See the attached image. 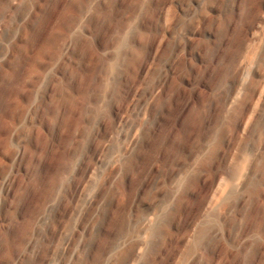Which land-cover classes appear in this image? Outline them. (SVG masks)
Returning a JSON list of instances; mask_svg holds the SVG:
<instances>
[{"label":"rangeland","instance_id":"obj_1","mask_svg":"<svg viewBox=\"0 0 264 264\" xmlns=\"http://www.w3.org/2000/svg\"><path fill=\"white\" fill-rule=\"evenodd\" d=\"M0 264H264V0H0Z\"/></svg>","mask_w":264,"mask_h":264},{"label":"bare ground","instance_id":"obj_2","mask_svg":"<svg viewBox=\"0 0 264 264\" xmlns=\"http://www.w3.org/2000/svg\"><path fill=\"white\" fill-rule=\"evenodd\" d=\"M146 221V220H145ZM149 222H152V219L149 220ZM146 226V225H145ZM147 227V226H146ZM145 230V229H144ZM148 232L145 231L143 235V239H141L139 245L145 244L146 243V238H147ZM142 255V254H141ZM140 258V257H139Z\"/></svg>","mask_w":264,"mask_h":264}]
</instances>
